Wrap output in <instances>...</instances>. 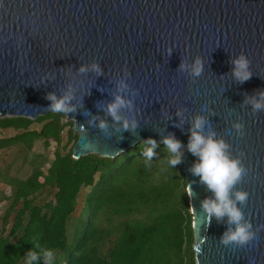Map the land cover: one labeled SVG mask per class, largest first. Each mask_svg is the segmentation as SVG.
Wrapping results in <instances>:
<instances>
[{
    "label": "water",
    "instance_id": "water-1",
    "mask_svg": "<svg viewBox=\"0 0 264 264\" xmlns=\"http://www.w3.org/2000/svg\"><path fill=\"white\" fill-rule=\"evenodd\" d=\"M240 55L251 74L243 82L233 75ZM49 94L70 97L75 160L179 141L195 264H264V108L252 107L264 104V0H0V118L56 113ZM117 96L125 104L114 119ZM196 117L246 170L231 190L248 194L237 203L255 234L245 246L220 244L234 226L203 211L214 194L190 171Z\"/></svg>",
    "mask_w": 264,
    "mask_h": 264
},
{
    "label": "trees",
    "instance_id": "trees-1",
    "mask_svg": "<svg viewBox=\"0 0 264 264\" xmlns=\"http://www.w3.org/2000/svg\"><path fill=\"white\" fill-rule=\"evenodd\" d=\"M64 117L0 118V151L55 145L51 158L34 154L27 178L1 181L9 198L0 213V264H24L28 251L37 253L34 264H44L45 249L53 264H195L193 242L186 243L192 220L181 158L169 166L175 154L162 143L148 159L143 153L151 145L143 142L113 158L75 160L77 135ZM6 131L14 134L2 136Z\"/></svg>",
    "mask_w": 264,
    "mask_h": 264
},
{
    "label": "clouds",
    "instance_id": "clouds-1",
    "mask_svg": "<svg viewBox=\"0 0 264 264\" xmlns=\"http://www.w3.org/2000/svg\"><path fill=\"white\" fill-rule=\"evenodd\" d=\"M234 71L233 75L237 80L243 82L250 78V73L247 71L248 60L244 55H240L233 61ZM94 70H97L96 65H92ZM183 67V65H181ZM84 71L83 68L80 69ZM200 61H196L192 68L193 75H199L201 72ZM264 97V94H262ZM47 99L52 103L50 105L51 111L56 113H65L73 111L74 109L68 106L69 96L57 98L49 94ZM125 101L119 96L115 101L107 106V111L114 119H119L116 115L119 108L123 107ZM252 107L254 110L264 108V104L260 102H253ZM204 125V120L201 117H196L193 122V131L187 143V150L197 158L196 162L191 167L190 171L193 175L199 176L200 181L214 194V199H205L202 202L203 211L207 215L210 222L213 217L217 220L226 217L227 222L234 227L229 228L222 233L220 237V244L224 246L235 245L245 246L250 241L254 240L255 234L251 230V225L243 220V213L237 203L244 204L248 194L243 191L232 192L234 185H236L241 178L245 175L246 170L240 159L230 158L228 155V145L219 139L214 138V134L204 136L200 133V129ZM124 128L129 127L128 123H124ZM100 127L103 128L104 124L101 122ZM135 127V123H132ZM242 125L237 123L234 125L238 134L243 135ZM163 144L167 150L175 154L173 158L168 160L169 166H175L180 162L179 149L180 142L169 136L163 139ZM151 145L143 155L151 159L153 156V149L156 147L155 142L149 139L147 141ZM187 192V188H186ZM44 264H53L54 254L50 249L42 250ZM37 253L28 251L25 254L24 264H34L37 260Z\"/></svg>",
    "mask_w": 264,
    "mask_h": 264
},
{
    "label": "rangeland",
    "instance_id": "rangeland-1",
    "mask_svg": "<svg viewBox=\"0 0 264 264\" xmlns=\"http://www.w3.org/2000/svg\"><path fill=\"white\" fill-rule=\"evenodd\" d=\"M5 118V117H3ZM70 122L65 117L62 119V123ZM36 129L40 128V125H36ZM13 131H6L2 133V136L8 137L13 135ZM67 133L66 130L62 133V143L65 144L67 142ZM54 144L47 149H43V144L41 142H37L35 147L30 153H26V151L19 145L10 147L8 149L0 151V200L3 202L0 204V213L5 208L6 201L9 198V188L4 186L1 181L4 180L5 176L17 178V179H25L31 173V166L29 161L35 155H41L44 158H51V154L54 150ZM181 158V155H180ZM47 169V164H45L42 168L43 172ZM194 242L193 232L189 236H187L186 243L188 246ZM193 247V244H192Z\"/></svg>",
    "mask_w": 264,
    "mask_h": 264
}]
</instances>
